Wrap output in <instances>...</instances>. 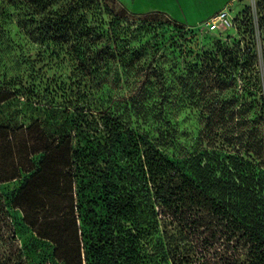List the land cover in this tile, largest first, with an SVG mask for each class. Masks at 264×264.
Instances as JSON below:
<instances>
[{
  "label": "trees",
  "instance_id": "trees-1",
  "mask_svg": "<svg viewBox=\"0 0 264 264\" xmlns=\"http://www.w3.org/2000/svg\"><path fill=\"white\" fill-rule=\"evenodd\" d=\"M8 5L40 55L72 66L62 78L20 72L16 60L15 72L0 75V184L21 180L5 202L42 244L33 264H264V139L247 102L264 88V0L255 3L262 71L245 22L247 38L218 42L181 77L187 91L211 100L200 108L209 147L217 138L240 144L244 131L251 137L238 148L252 152L249 160L224 162L207 151L170 159L174 129L163 102L149 100L151 89H165L155 62L171 39L165 26H182L114 0ZM8 34L0 25L1 44ZM128 80L148 99L129 96L128 106L104 95L105 85ZM11 103L26 123L6 119ZM257 111L264 120L263 103Z\"/></svg>",
  "mask_w": 264,
  "mask_h": 264
},
{
  "label": "rangeland",
  "instance_id": "rangeland-1",
  "mask_svg": "<svg viewBox=\"0 0 264 264\" xmlns=\"http://www.w3.org/2000/svg\"><path fill=\"white\" fill-rule=\"evenodd\" d=\"M256 0H114L115 8L124 7L134 13L155 12L157 17L174 22L182 26L181 30H175L166 25V46L158 52L155 62L162 69L165 77V89L158 87L151 89L150 103L163 102L167 116L171 124L168 128L174 129L175 145L166 151L170 159H175L179 154L187 153L197 157L207 151L208 155L219 162L226 161L227 156L234 158L243 157L249 160L251 151L242 147L246 143H251V137L244 131L240 144H230L217 138L214 146L209 147L207 142V129L200 108L211 100H199L196 97V90L187 91L181 85V77L188 70L191 63L196 62L203 52H210L218 42H232L247 38L243 32V24L250 22L255 33V45L258 55L257 67L262 71L263 49L256 25ZM248 8V9H247ZM226 9L232 20V26L225 30H210L204 26L206 19L219 10ZM246 9V10H245ZM13 9L8 5V0H0V25H4L9 30L8 38L11 41L9 47L6 43H0V75L6 71L8 74L15 72L14 62H19L20 72L29 74L33 68L39 74L49 76L60 75L68 78L72 66L69 62L60 63L51 57L40 55L41 47L32 43L14 24ZM254 37V36H253ZM28 60V62L26 61ZM125 83L105 85L103 93L106 97H113V100L121 99L120 105L128 102V97L136 100L148 99V90L141 91L137 83ZM145 91V92H144ZM164 95V96H163ZM124 98V100L122 99ZM220 99L225 102L230 97ZM111 100V101H113ZM243 102V101H241ZM247 102L252 103L251 119H256L260 136L264 139V120L260 121L257 108L264 104V88L247 96ZM239 105V103H238ZM237 105V106H238ZM18 104L4 106L3 112L6 119L16 120L18 124L26 123L24 109ZM132 114V113H131ZM136 118L132 114V126H135ZM146 128V127H145ZM245 128V126H243ZM204 155V154H203ZM20 179L0 184V261L10 259L12 264H33L31 259H35L43 252L42 244L38 238L32 234L30 229L23 223L19 210L11 209L5 202L6 194L19 186ZM30 262V263H29Z\"/></svg>",
  "mask_w": 264,
  "mask_h": 264
},
{
  "label": "built area",
  "instance_id": "built-area-1",
  "mask_svg": "<svg viewBox=\"0 0 264 264\" xmlns=\"http://www.w3.org/2000/svg\"><path fill=\"white\" fill-rule=\"evenodd\" d=\"M204 26L210 30H225L232 26V20L228 11L222 9L210 15L206 19Z\"/></svg>",
  "mask_w": 264,
  "mask_h": 264
}]
</instances>
